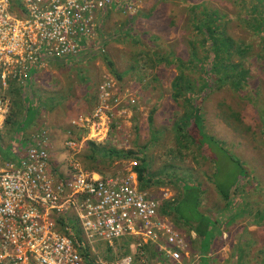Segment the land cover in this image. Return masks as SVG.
<instances>
[{
    "label": "rangeland",
    "instance_id": "rangeland-1",
    "mask_svg": "<svg viewBox=\"0 0 264 264\" xmlns=\"http://www.w3.org/2000/svg\"><path fill=\"white\" fill-rule=\"evenodd\" d=\"M113 2V6L96 17L99 29L90 45L101 42L100 47L93 46V51L84 55L92 69L85 67L81 61L76 63V58L64 61L63 67L56 69L53 64L61 63L58 60L49 63V67L41 70L34 79L32 94L37 96V102L43 108L37 118H45L44 122H36L33 128L24 130L21 124L24 113L22 116H8L0 132V147H7L0 149L3 152L0 154V167L2 158L5 162H18V156L16 153L13 155L11 146L8 147L16 142L14 131H21L27 140L34 137L40 140L41 132L46 131L48 142L52 136L56 144L54 160L68 169L67 162L71 158L66 147L68 137L85 138L83 131L74 128L72 123L81 116L94 113L88 115L98 107L100 86L105 82L110 83L114 86L111 103L116 100L117 105L113 107L108 135L110 140L92 142L100 147L99 154L110 146L131 151L136 156L142 154L151 178L146 180L149 184L146 183L145 187L148 192L161 198L165 194H168V198L172 197L166 202L180 199L184 184L198 185L202 192V211L212 216L216 223L219 222L214 226L212 247L208 251L202 248V240L195 232L194 240L193 229L183 225L170 207L167 209L168 216L164 215L173 221L189 243L193 262L197 263L200 259L201 264H264V31L251 28L264 26V1ZM201 4H206L209 10L219 11L220 15H224L222 19L230 18L228 35L240 40V49H249V58H245L242 64L251 67L250 73L244 77H239L237 73L233 75L244 83L238 85L223 81L206 96L199 116L202 132L221 141L223 148L237 157L248 172V183L242 187L241 200L234 207L223 201L213 183L216 165L208 161L206 145L193 143V146L183 150L187 142L185 136H188L191 127L185 114L194 100L187 95V90H183V95L179 97L174 93L173 84L180 74L182 62L193 60L192 44L200 40V36L195 37L196 32L188 25L190 8L199 10L203 6ZM121 5L124 10H121ZM200 42L205 44L204 49L200 48L197 52V57L201 59L209 47L206 41ZM107 60L112 62L114 72ZM83 67L86 69L78 74L79 68ZM213 68L217 69L218 66L213 64ZM198 76L196 71L188 77L187 82L194 81L193 85H198L197 90L200 91L201 84L196 83ZM222 76L224 78L228 74ZM93 86L95 99L87 98ZM86 101L89 102L88 107ZM22 106L13 105L12 112L22 110ZM59 128L62 130L59 131ZM69 131L71 134H68ZM19 140L21 146L28 145L23 138ZM180 140L183 145L179 144ZM89 144H84L80 155L74 157L81 161L84 168L91 164L86 159L90 154L89 148L93 147ZM215 154H219V151L216 150ZM219 158L223 179H235L230 162L222 155ZM132 163L133 160H116L104 175L127 174L133 167ZM237 176L240 178V175ZM106 247L107 244L97 246L102 258L114 255ZM146 251L142 259H135L134 264H171L163 258L165 256H156L154 251L155 254L151 252L149 246Z\"/></svg>",
    "mask_w": 264,
    "mask_h": 264
},
{
    "label": "built area",
    "instance_id": "built-area-1",
    "mask_svg": "<svg viewBox=\"0 0 264 264\" xmlns=\"http://www.w3.org/2000/svg\"><path fill=\"white\" fill-rule=\"evenodd\" d=\"M113 3L0 0V131L12 112V89L24 86L32 68L44 70L49 63L77 58L93 47L96 17ZM113 87L103 83L94 113L72 123L85 138L67 143L68 150L81 151L88 142L108 138L117 105L116 100L111 103ZM34 142L21 163L0 168V264H108L112 256L100 258L99 244L113 251V264H134L148 245L174 264H195L183 234L161 215L166 195L159 200L140 190L130 170L96 178L75 161L69 163L71 180L55 181L47 132ZM63 217L77 219L81 237L73 227L65 226L64 232L58 228ZM88 249L98 258L87 259Z\"/></svg>",
    "mask_w": 264,
    "mask_h": 264
},
{
    "label": "trees",
    "instance_id": "trees-1",
    "mask_svg": "<svg viewBox=\"0 0 264 264\" xmlns=\"http://www.w3.org/2000/svg\"><path fill=\"white\" fill-rule=\"evenodd\" d=\"M122 5L120 8L121 10H124L125 8ZM195 10L198 9L195 7L190 8L191 16L188 25L192 27L196 32L195 37L199 35L200 40H204L207 42L209 50L205 54H203L201 59L198 58L197 52L200 48L203 50L205 44L200 42V40L194 42L192 44L193 60H191L189 63L182 62L183 65L182 69L180 70V74H178L173 84L175 90L174 93H176L179 97L183 95V90H187V95L194 100V104H192L191 101L190 107H188L189 111L185 114V116H188L189 118L191 127L188 131V136H185V140L187 142L183 146V150H186L189 146H193V143L198 144L200 146L206 145L205 153L207 159L208 161H211V163L216 165V173L213 177V183L216 189L219 191L223 201H225L231 207H234L241 200V195L243 192L242 187L248 183L246 181V179L248 178V172L237 157L229 154L227 150L223 148L224 144L221 141L216 140L215 138L210 137L208 135H205L202 132V124L200 122L201 120L199 116H201L202 113L200 106L203 105L206 96H208L214 89L216 90V88L221 85L223 81L224 83L230 81L232 83H237L238 85H242L244 83L239 82L240 80L237 77H233V75L237 73L239 74V77H244L246 74L250 73L251 67H247L246 65L242 64V61L245 58H249V49L246 47H242L243 49H240V40H234L228 35V26L232 21L230 18L222 19L224 15H220V12L217 10H209V7H207L206 4L201 6L198 12H196ZM251 28L258 32L264 31V26ZM94 47H90L86 50H83L84 53L76 58V63H79L81 61V64H84L85 67L92 69L90 62H88L87 60V56L84 55L87 52L93 51ZM246 49H248V51ZM70 60L73 59H65L61 61L62 64L60 62H57L53 65L57 67L56 69L62 68L64 65V61ZM107 61L109 66L111 67V70L114 72V70L112 69V62L109 60ZM213 64H216L218 68H213ZM253 64L254 62L252 63V65ZM85 69L86 68L84 67L82 69L79 68L78 74ZM196 71H198L199 73L198 80L196 81V83L201 84V87L199 86L200 91L197 90L198 85H193L194 81H190L189 84L187 82L188 77L194 75ZM224 73H227L228 76L223 78L222 75ZM37 75L38 72L36 70H33L31 72L30 79L28 80L29 83H27L22 89L23 91H25L26 95L32 94V81L37 77ZM94 91L95 86H93L89 90L88 98L95 99ZM12 93L13 95H16L17 88H14L12 90ZM43 102L45 103V101ZM14 103L18 104L17 97H15ZM35 103L36 104L34 105V108H36L37 113L32 111L33 108L26 110L23 109L25 116L23 114L24 124H22V128L24 130L27 127L26 121L29 116L35 117V115H37L41 110H43V108L40 107L39 102ZM178 128L180 129L181 127ZM181 129V131H183V128ZM14 132V136H17V134L20 133L21 137L19 138H23L21 131ZM19 138H16V142H12V144L14 145L13 148L21 146ZM108 140H110L109 137L108 139H106V141ZM95 143L90 142L89 144L93 145V147L89 148L90 154H87L86 156V159L91 162L90 166L86 168V170H88H85L86 172H96L103 176L109 171L110 165L116 160H133L135 162L138 161L139 163H137L138 165L137 167H135V171L138 174L140 189L147 190V187L145 186H147L146 183L149 184V181L146 180H151V178L147 173V162L145 161L144 156L142 154L136 156L131 151L117 150V147L110 146L106 147L104 153L100 155V147L98 146V144L95 145ZM179 144L183 145V142L180 140ZM216 150L219 151V154L214 155ZM220 155L224 156L230 162L231 165H229V167L233 166L234 172L236 174L235 179H229L228 181L223 179V175L221 173V170L219 169V160H221L219 158ZM237 175H240V178ZM142 185L144 186L142 187ZM182 192L183 195L177 201L165 202L162 207L163 215L168 216L167 209L170 207L171 212H173L180 219V222L183 225L192 228L198 238L202 239V248L205 251H208V249L212 247L214 226L218 225L219 222L216 223L212 216L202 211V192L198 188V185L184 184V190ZM149 249L151 252L154 251L156 254L154 252L153 253L156 256L158 255L163 257L162 253H159V250L157 248L149 246Z\"/></svg>",
    "mask_w": 264,
    "mask_h": 264
},
{
    "label": "crops",
    "instance_id": "crops-1",
    "mask_svg": "<svg viewBox=\"0 0 264 264\" xmlns=\"http://www.w3.org/2000/svg\"><path fill=\"white\" fill-rule=\"evenodd\" d=\"M104 18V17H103ZM98 29H99V26H98V23H97V31H98ZM100 44H101V42H99L98 44H96L95 45V47L96 48H99L100 47ZM52 65V64H51ZM51 65H50V67H51ZM48 67H49V65H48ZM47 67V68H48ZM46 68V69H47ZM33 70H36L37 71V69H35V68H32L31 70H30V74H31V72L33 71ZM38 72V75H39V72H41V71H37ZM37 75V76H38ZM30 79V76H28V80ZM28 80L25 82V84H24V86L27 84V83H29L28 82ZM34 84V80L32 81V85ZM23 86V87H24ZM23 87H21V88H17V94L16 95H13V93H12V96H11V98H12V102H13V105H15V103H14V99H15V97H17L18 98V104H20V106L21 105H23L22 106V110H17V109H15L16 110V112H12V114L10 115V116H22V114L24 113L23 112V109H31V108H33V110L32 111H34V112H36L37 113V111H36V108H34V105L36 104L35 102H37V96L35 95L34 96V94H31V95H26L25 94V91H23L22 89H23ZM14 89V88H13ZM12 89V90H13ZM60 98V97H59ZM88 98V97H87ZM87 102V101H86ZM99 103V96H97V104ZM87 104V107H88V105H89V102H87L86 103ZM97 104H96V106H97ZM18 112V113H17ZM41 113H42V110L40 111ZM94 112V110L92 111V112H88V115H91L92 113ZM42 116L44 115V114H41ZM24 116H25V114H24ZM37 116H38V114L37 115H35V117H32V116H29V118L27 119V121H26V124H27V127H26V129L27 128H29V127H31V128H33L34 127V124H36V122H40V121H42V122H44V120H45V118L44 119H40L39 120V118H37ZM81 117H83V116H81ZM18 118H20V117H18ZM23 122V123H22ZM22 122H21V124H24V118H22ZM111 122H112V119H111ZM47 124L49 125V123L47 122ZM46 124V125H47ZM51 124V123H50ZM50 126V125H49ZM60 125H59V123L57 124V127H59ZM74 127V126H73ZM47 128V127H46ZM45 128V129H46ZM75 128V127H74ZM23 129V128H22ZM62 130V128H59V131H61ZM1 132V131H0ZM18 132V131H17ZM17 134V133H16ZM68 134H71V132L69 131V133ZM21 136V134L20 133H18L17 134V136H16V138H19ZM50 136H51V134H50ZM23 137V139L25 140V143L27 142L28 143V145H26V146H18V147H16V148H13L14 147V145L13 144H9L8 145V147L10 148V146L12 147V153H13V155L16 153V155L19 157V160H18V162L17 163H15V164H19V163H21V161L23 160V158H24V156H25V153H26V151H27V149L28 148H30L32 145H34V139H31V140H27L26 139V137H25V135H23L22 136ZM77 138V137H76ZM76 138H73V137H68V140H67V143H69V142H74V141H77V140H80V138L78 139H76ZM19 142H20V140H19ZM18 142V143H19ZM66 143V144H67ZM46 147L49 149V151H50V168H49V170L51 171V178L52 179H54L55 181H60V180H63V181H68V180H71V178H72V174H69V171H70V165H69V163H70V161H75V162H78L81 166H82V169H84V171L86 170V168H84V166H83V164L81 163V161L77 158V159H75L74 157L76 156V154H78V155H80L79 153H80V150H76V149H69V152L71 153V158L70 159H68V162H67V166H68V169L66 168V167H64V165H58L57 164V162H56V160H54L56 157L54 156V153H55V151H56V144L54 143V141H53V138H52V136H51V138H50V141L49 142H46ZM4 148H7V147H4ZM4 148H2V147H0V149H4ZM24 148V149H23ZM3 152H0V154H2ZM133 162H135V161H133ZM7 163H11V162H9V161H7V162H5L4 160H3V158H2V165H1V167H3L5 164H7ZM136 163H139V162H136ZM138 165V164H137ZM137 165L135 166V167H137ZM0 167V168H1ZM135 167L134 168H132L130 171H132V172H135L136 174L135 175H137V177H138V174H137V172L135 171ZM86 171H88V170H86ZM85 171V172H86ZM129 171V172H130ZM88 173V172H87ZM91 174H96L95 175V177L97 178V175L99 174V173H96V172H92ZM137 185H138V188L140 189V183H139V181H138V179H137ZM141 190V189H140ZM142 191H145V190H142ZM147 192H148V190H146ZM149 193V195H151L152 197H156V198H159V200H161V199H163L164 198V196L166 195V199H163V205L165 204V202L166 201H168V200H170L171 198H168V194H165L164 196H163V198H161L159 195H154L153 193H151V192H148ZM163 205H162V207H163ZM161 215H163V212H161ZM65 218V219H64ZM60 221V223H59V226H58V228L62 231V232H64V227L66 226L67 228H74V230H75V234L77 235V236H79V237H81V231H80V229L79 228H75V227H78V222H77V219H74V220H71V219H67L66 217H63V219H61V220H59ZM66 221H67V223H66ZM68 224V225H67ZM70 225V226H69ZM190 229V228H189ZM191 230V229H190ZM182 234V233H181ZM192 234H193V238H194V240H195V236H194V231H192ZM202 240V239H201ZM121 244H127V240H122L121 242H120ZM116 245H119V242H117L116 243ZM148 246H152V245H148ZM109 250V253L112 251L111 249H108ZM96 251L98 252V250L96 249ZM87 252V254H88V257H87V259H89V260H91V259H93V260H95V259H97L98 257L95 255V254H93L92 252H91V250H87L86 251ZM113 252V251H112ZM99 254V253H98ZM111 254V253H110ZM100 258H101V256H99ZM115 259H116V256H114V255H112V257L110 258V259H108L107 260V262H108V264H113L114 262H115ZM165 259L168 261V262H170L171 264H172V261L169 259V258H167V257H165ZM174 264V263H173ZM195 264H201L200 263V259L197 261V263H195Z\"/></svg>",
    "mask_w": 264,
    "mask_h": 264
}]
</instances>
